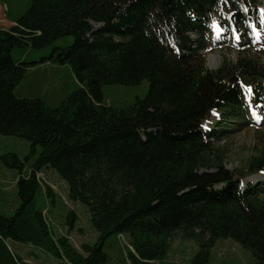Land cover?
<instances>
[{"label": "trees", "instance_id": "16d2710c", "mask_svg": "<svg viewBox=\"0 0 264 264\" xmlns=\"http://www.w3.org/2000/svg\"><path fill=\"white\" fill-rule=\"evenodd\" d=\"M255 2L31 0L13 15L14 25L0 28V134L30 143L23 158L15 152L0 155L19 173L17 204L9 215L0 212V264H30L7 241L30 244L59 264H108L105 242L119 234L129 239V264H156L176 233L197 245L191 264L208 263L215 242L227 238L249 249L253 264H264V189L252 184L242 189L238 183L264 169V149L239 170H228L222 148L197 130L214 109L244 119L238 83L260 87L264 65L254 47H245L208 70L190 38L196 33L206 43L205 25L222 9L247 22L256 16L250 13ZM91 21L103 26L93 31ZM243 24L237 25L244 29ZM46 48L49 55L40 52L39 60L19 57ZM38 63L71 70L79 87L60 92L54 105L42 95L16 92ZM143 80L148 92L128 106L104 100V85ZM220 132L210 135L219 139L234 130ZM43 168L65 181L69 200L87 208L97 236L81 251L67 236L53 235L39 206L43 194L54 200L37 176ZM75 219L69 209V230Z\"/></svg>", "mask_w": 264, "mask_h": 264}, {"label": "rangeland", "instance_id": "374dc122", "mask_svg": "<svg viewBox=\"0 0 264 264\" xmlns=\"http://www.w3.org/2000/svg\"><path fill=\"white\" fill-rule=\"evenodd\" d=\"M260 1V8L264 13V0ZM31 0H0V28L8 29L14 25L12 19L13 15L23 13L30 5ZM213 29L217 30L213 26ZM226 36L217 30L214 47L212 42H201L200 36L196 33L190 35L193 44L196 47H203L202 55L203 65L206 69L212 70L217 68L222 59H232L236 57L239 48L235 44H231ZM260 40V45L264 46V33L261 32L256 36ZM70 44L73 39H70ZM204 40V39H202ZM217 40L222 42L216 43ZM65 41V40H64ZM63 41V42H64ZM207 45V46H206ZM260 49V48H258ZM255 49V50H258ZM50 48L42 51L29 49L19 57L24 62L29 60H38L43 55L40 52H46L49 55ZM16 55L18 53H15ZM209 55L217 57L214 65H210ZM258 60L264 65V50L258 51ZM45 57V56H44ZM25 59V60H24ZM31 62V61H30ZM26 71L21 83L16 87V92L27 96L42 95L49 105H54L52 101L60 99V92H72L79 87L78 82L75 81L73 73L67 68H61V65L56 63H38ZM104 100L115 107H125L131 104L136 97H144L148 92L147 80H143L137 85L124 84H109L102 88ZM260 101L257 102L254 115L264 118L262 110L258 109ZM249 110L247 109V112ZM220 117L213 119V128L208 122H205L204 127L197 129L203 136H206L205 130L219 131V128L233 129L234 132L228 137H220L219 139L211 137V141L215 142L216 146H220L226 154V161L223 167L228 170H239L245 163L246 158L258 153L264 149V119L256 126L241 123L238 119L230 118L225 111L219 113ZM253 114L248 117H254ZM217 123H219L217 125ZM224 133V130H221ZM30 148V143L22 138L2 135L0 134V155L7 152H15L20 158L25 156ZM27 169L23 171L26 173ZM18 170L16 168L5 165L0 159V212L4 214H11L13 208L17 204L16 199V179L18 177ZM42 185L49 186L53 192V203L48 200L46 195L39 197V206L43 210L48 225L55 237L67 236L69 242L77 250L81 251V245L84 243L92 244L96 240L97 233L91 225L89 214L85 205L77 201H71L67 197V186L57 173L50 168H43L37 172ZM259 174H253L242 181L245 186L248 181V187L259 179ZM261 178L258 183H261ZM259 185V184H258ZM222 184L217 186L216 191H219ZM71 209L76 215L75 224L72 230L68 229L66 225V214ZM10 250L19 255L23 261L30 264H59L58 259L47 254L46 252L36 248L30 244L7 241ZM127 248L131 249L129 239L126 235H113L107 239L104 245V251L107 254L108 264H129L127 257ZM196 243L190 238H183L177 233L170 240L169 249L166 254L155 261L156 264H191V259L197 252ZM210 261L206 264H253L254 259L249 249L244 248L233 239H219L215 242L213 248L210 249Z\"/></svg>", "mask_w": 264, "mask_h": 264}, {"label": "bare ground", "instance_id": "6f19581e", "mask_svg": "<svg viewBox=\"0 0 264 264\" xmlns=\"http://www.w3.org/2000/svg\"><path fill=\"white\" fill-rule=\"evenodd\" d=\"M217 61V57L215 58V56H211V55H209V60H208V62H209V64L212 66V65H214V62H216Z\"/></svg>", "mask_w": 264, "mask_h": 264}]
</instances>
